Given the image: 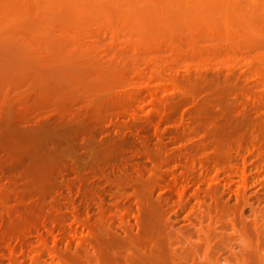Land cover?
<instances>
[{
    "label": "rangeland",
    "instance_id": "rangeland-1",
    "mask_svg": "<svg viewBox=\"0 0 264 264\" xmlns=\"http://www.w3.org/2000/svg\"><path fill=\"white\" fill-rule=\"evenodd\" d=\"M81 1L0 0V264H264V3Z\"/></svg>",
    "mask_w": 264,
    "mask_h": 264
},
{
    "label": "bare ground",
    "instance_id": "bare-ground-1",
    "mask_svg": "<svg viewBox=\"0 0 264 264\" xmlns=\"http://www.w3.org/2000/svg\"><path fill=\"white\" fill-rule=\"evenodd\" d=\"M68 1H70V0H68ZM87 1H88V0H87ZM92 1H93V0H89L88 2L91 3ZM94 1L96 2V5H97L98 3H100V2H99L100 0H94ZM94 1H93V2H94ZM97 1H98V2H97ZM250 1H251V0H250ZM255 1H257L256 3H258L259 1H260L261 3H264L263 0H262V1H261V0H259V1H258V0H254V2L251 3V5H252V4H253V5H254V4L256 5ZM72 2H73V4H74V2H78V3H76V5L74 4V6L77 7L78 9H80L81 7H83V6L80 7V5H79V3H81V5H82V1H81V0H72ZM93 2H92V3H93ZM260 2H259V4H260ZM61 3H62V2H61ZM63 3H64V1H63ZM92 3H91V4H92ZM71 4H72V3H70V6H71ZM73 4H72V5H73ZM94 5H95V4H94ZM257 5H258V4H257ZM74 6H73V7H74ZM78 6H79L80 8H79ZM75 7H74V8H75ZM254 7L256 8L257 6H254ZM258 7H259V8H260V7H261V8L263 7L262 9H264V4H261L260 6L258 5ZM70 8H71V7H70ZM77 8H76V9H77ZM94 8H97V7L94 6ZM102 8H103V7H102ZM261 8H260V9H261ZM68 9H69V8H68ZM102 10H103V9H102ZM261 11H262V10H261ZM49 16L51 17L52 15H49ZM54 25H55V24H54ZM43 30H45V29H43ZM46 37H47V36H46ZM64 41H65V40H64ZM64 43H65V42H64ZM46 44H47V43H46ZM36 50H37V49H36ZM36 50H34V48H32L31 53H33L32 51H34V53H35ZM41 51H42V50H41ZM42 52H43V51H42ZM28 53H29V52H28ZM46 54H47V53H46ZM32 55H33V54H32ZM44 55H45V54H44ZM39 56H40V55H39ZM57 56H59V55H57ZM41 59H42V58H41ZM44 59H45V58H44ZM54 60H55V59H54ZM64 60H65V59H64ZM96 86H97V85H96ZM93 87H94V86H93ZM82 91H83V89H82ZM90 94H91V93H90ZM91 95H92V94H91ZM96 96H97V95H96ZM248 241H249V240H248ZM253 244H254V243H253ZM154 247H155V246H154ZM158 247H159V246H158ZM160 248H161V247H160ZM242 248H243V247H242ZM161 249H162V248H161ZM251 249H252V248H251ZM150 250H151V249H150ZM260 250H261V248H260ZM156 251L162 253L161 250H156ZM148 252H149V251H148ZM148 252H147L148 255L145 254V256H143V257L140 258L141 260H139V261H142L141 264H167V263H165V262H164V263H163V262L161 263V257H160V256H162L163 253H162V254L159 253V254H160V256H159V254H157L158 252H153V251H151L152 254H151L150 252H149V253H148ZM242 253H243V252H242ZM169 254H170V253H169ZM142 255H144V254H142ZM138 256H139V255H138ZM246 256H247V254H246ZM255 256H256V254H255ZM162 258L164 259V256H163ZM138 259H139V258H138ZM163 259H162V261H163ZM257 259H258V254H257ZM257 259H256V261H257ZM134 260H135V259H134ZM134 260H133V261H134ZM263 260H264V259H263ZM263 260L260 259L261 262H264ZM164 261H165V260H164ZM173 261H174V260H173ZM243 261H244V258H243ZM260 261L258 260V262H260ZM105 262L107 263V261L104 260V263H105ZM131 262H132V261H131ZM135 262H137V261L135 260ZM166 262H167V260H166ZM98 263H99V262H98ZM124 263H125V262H124ZM124 263H123V264H124ZM129 263H130V262H129ZM137 263H138V262H137ZM137 263H136V264H137ZM139 263H140V262H139ZM168 263H169V262H168ZM247 263H248V262H247ZM247 263H246V264H247ZM255 263H256V262H255ZM101 264H102V263H101ZM114 264H115V263H114ZM117 264H118V263H117ZM127 264H128V263H127ZM256 264H257V263H256ZM262 264H263V263H262Z\"/></svg>",
    "mask_w": 264,
    "mask_h": 264
}]
</instances>
